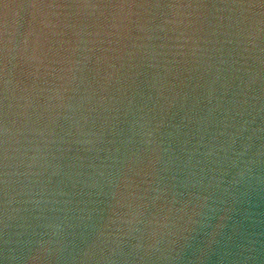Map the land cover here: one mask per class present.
Returning <instances> with one entry per match:
<instances>
[{
	"label": "water",
	"instance_id": "obj_1",
	"mask_svg": "<svg viewBox=\"0 0 264 264\" xmlns=\"http://www.w3.org/2000/svg\"><path fill=\"white\" fill-rule=\"evenodd\" d=\"M0 111L264 225V0H0Z\"/></svg>",
	"mask_w": 264,
	"mask_h": 264
}]
</instances>
